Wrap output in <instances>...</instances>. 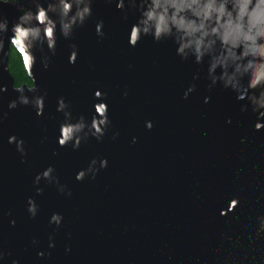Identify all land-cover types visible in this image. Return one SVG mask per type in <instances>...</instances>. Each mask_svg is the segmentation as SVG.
<instances>
[{"label":"water","instance_id":"1","mask_svg":"<svg viewBox=\"0 0 264 264\" xmlns=\"http://www.w3.org/2000/svg\"><path fill=\"white\" fill-rule=\"evenodd\" d=\"M18 3L32 7L31 0ZM0 15L11 26L20 12L15 4H0ZM137 16L135 8L118 10L114 2L93 0L92 15L70 38L57 32L54 54L46 47L36 51L35 92L26 88L34 81L30 61H23L33 82L22 84L25 95H45L41 116L30 105L7 108L18 93L9 68L10 33L5 35L0 264H264V231H257V218L264 216V128L254 130L256 115L240 112L244 101L219 84L209 88L206 66L182 61L171 40L145 36L130 47L128 30ZM100 20L103 37L95 34ZM72 44L75 63H69ZM43 55L50 58L47 69L40 63ZM189 84L195 90L185 99ZM96 89L100 99L93 96ZM61 96L74 118L90 120L94 103L107 104L110 124L101 140L89 136L76 150L56 143ZM148 120L151 129L145 127ZM10 135L23 138V161L7 142ZM93 158H106L107 167L77 181L76 172ZM48 165L71 195L43 180L33 183ZM36 187L43 189L39 195ZM29 196L38 205L35 217L26 211ZM53 212L63 217L59 227L48 223Z\"/></svg>","mask_w":264,"mask_h":264},{"label":"clouds","instance_id":"2","mask_svg":"<svg viewBox=\"0 0 264 264\" xmlns=\"http://www.w3.org/2000/svg\"><path fill=\"white\" fill-rule=\"evenodd\" d=\"M115 3L118 10L135 8L138 12L135 23L128 30V45L135 47L145 36H151L153 41L171 40L175 44V55L182 61L191 60L204 68L205 78L209 81L208 87L217 84L234 94L240 104V112L251 111L256 115L253 128L259 131L264 128V0H108ZM15 4L20 15L9 26V20L0 15V49L4 48V38L7 35L9 48H16L22 61L29 64V72L34 86H26L28 91L35 92V78L32 74L37 57L36 51L53 53L56 49L57 32L65 39L71 37L73 30L83 26L92 15L93 0H31L32 7H24L18 0H0V4ZM104 23L102 20L95 23V34L103 37ZM19 46V47H17ZM69 63H75L77 48L70 45ZM49 57H40V63L47 69ZM199 77V70L193 75V80ZM13 90L18 93L15 99L8 101L7 108L15 109L18 105H30L37 116L43 115L45 95H25L23 85L13 80ZM195 90V84H189L183 93L187 98ZM7 91L6 85H0V93ZM103 93L96 89L93 96L100 99ZM127 95V92L124 93ZM209 97H204L208 103ZM94 114L90 120L83 115L73 117L64 97H58L56 111L62 113L63 120L59 123V135L56 143L63 147L71 145L73 150L80 147L83 140L89 136L97 141L104 136L110 124L108 106L103 100L93 104ZM7 112L0 114V123L7 116ZM226 123H231L227 119ZM145 127L151 129L152 122L145 121ZM118 133H113V139ZM136 138L132 137L135 143ZM9 144H14L20 153L22 161L26 155L23 138L10 135ZM244 138L241 137V143ZM56 153L53 152V155ZM107 159L93 158L86 168L79 169L75 174L77 181L86 176L95 178L99 169L107 167ZM54 168L48 165L37 172L33 183L39 185L43 180L46 183L57 185V190L65 192V186L59 183L54 175ZM43 189L36 187L39 195ZM71 195L70 192H65ZM234 204H238L235 198ZM26 211L35 217L38 205L33 197L26 200ZM62 215L53 212L48 220L49 224L57 227L62 222ZM258 232L264 231V216H259ZM15 224V221H10ZM35 243V241H33ZM48 247H53L51 236ZM65 251H68L66 248ZM38 256L45 253L37 252ZM4 253L0 252V259ZM12 264H17L13 260Z\"/></svg>","mask_w":264,"mask_h":264},{"label":"trees","instance_id":"3","mask_svg":"<svg viewBox=\"0 0 264 264\" xmlns=\"http://www.w3.org/2000/svg\"><path fill=\"white\" fill-rule=\"evenodd\" d=\"M9 68L12 73V76L18 84L22 85L23 83H28L32 85L31 79L27 76V70L25 68L24 62L21 59L19 52L16 51V48H11L10 59H9Z\"/></svg>","mask_w":264,"mask_h":264}]
</instances>
